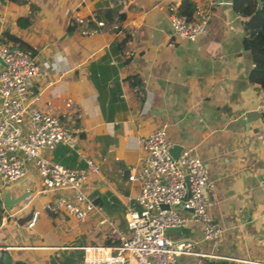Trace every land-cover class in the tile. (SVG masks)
<instances>
[{
  "label": "crops",
  "instance_id": "obj_1",
  "mask_svg": "<svg viewBox=\"0 0 264 264\" xmlns=\"http://www.w3.org/2000/svg\"><path fill=\"white\" fill-rule=\"evenodd\" d=\"M180 1L0 0V41L14 35L44 71L31 79L29 96L37 95V106L60 116L75 136L74 148L60 143L42 154L66 166H82L81 154L94 158L100 170L88 173L83 187L101 210L84 221L49 210L55 192L42 190L29 166L28 195L0 215L2 259L135 264L110 252L98 260L82 246L98 237L115 242L125 229V207L137 189L126 180L127 167L137 161L140 140L165 124L171 147H192L207 165L213 184L207 211L223 229L217 249L199 240L198 222L165 234L199 241L193 248L216 253L213 264H264V99L248 79L242 17L232 0H191L208 10L207 30L194 40L174 37L167 5ZM19 16L25 20L17 22ZM20 192L14 186L10 196ZM35 198L38 206H30ZM20 252L24 257L14 255ZM177 258L195 264L191 254Z\"/></svg>",
  "mask_w": 264,
  "mask_h": 264
},
{
  "label": "built area",
  "instance_id": "obj_2",
  "mask_svg": "<svg viewBox=\"0 0 264 264\" xmlns=\"http://www.w3.org/2000/svg\"><path fill=\"white\" fill-rule=\"evenodd\" d=\"M167 18L170 35L194 40L207 30L208 10L195 6L186 15L174 4H168ZM0 60V189L23 177L31 166L40 178L42 190L55 192L47 205L49 210L61 211L76 221H84L94 212L100 214V206L83 187L88 173L99 172V163L81 154L82 166H66L42 154L60 143L75 147V136L60 116L42 111L37 106L38 96H29L31 79L44 71L31 51L20 47L17 41H0ZM25 122L27 128L23 131ZM140 146L136 163L126 171V180L137 189L131 204L125 207V229L117 230L114 243L82 247L107 249L111 256L122 255L135 264H178L177 257L185 253L195 257V264H213L210 258L216 253L193 248L199 241H174L165 234L167 228L198 222L199 240L208 241L217 249L223 229L207 211L213 194L207 165L192 147H181L173 156L165 124L152 129L140 140ZM175 203H180V208L170 206ZM161 204L167 207L162 208ZM0 206L3 207L1 201ZM37 214V210L31 212L29 226ZM6 247L0 244V251ZM86 262L95 264L86 259L83 264ZM118 264L127 262L121 260Z\"/></svg>",
  "mask_w": 264,
  "mask_h": 264
},
{
  "label": "trees",
  "instance_id": "obj_3",
  "mask_svg": "<svg viewBox=\"0 0 264 264\" xmlns=\"http://www.w3.org/2000/svg\"><path fill=\"white\" fill-rule=\"evenodd\" d=\"M257 0H232V8L242 17V26L247 37V48L251 57V68L248 73V79L262 93L264 99V0H260V4L256 9ZM179 12L190 15L194 9L191 0H181L177 6ZM109 10L105 9V15L109 17ZM24 17L19 16L16 21H23ZM20 24V23H19ZM22 24V23H21ZM5 32V31H4ZM6 37L10 41H17L14 35L6 33ZM20 47H24L18 42ZM264 120V112L262 113ZM2 207H0V210ZM2 211H0L1 213ZM113 242L107 241L95 242L94 244L108 245ZM26 264L24 260L13 259L6 255L3 259L0 257V264Z\"/></svg>",
  "mask_w": 264,
  "mask_h": 264
},
{
  "label": "water",
  "instance_id": "obj_4",
  "mask_svg": "<svg viewBox=\"0 0 264 264\" xmlns=\"http://www.w3.org/2000/svg\"><path fill=\"white\" fill-rule=\"evenodd\" d=\"M259 4H260V0H257L256 9L258 8ZM0 63H1V60H0ZM180 149H181V146L174 145V146L170 147L169 150L173 156H176L178 153V150H180ZM29 178H30V175L25 174L20 179L14 181L13 183L6 184L3 187L2 195L0 197V201L2 202V205L4 208H9L11 205H13L17 202H20L24 197H26L28 195L29 191L26 188V182ZM18 185L21 186V192L17 196L11 197L10 196V190L12 189V187L18 186ZM170 206L178 209V208H180L181 204L175 203V204H171ZM160 207L164 208V207H167V205L161 204Z\"/></svg>",
  "mask_w": 264,
  "mask_h": 264
},
{
  "label": "rangeland",
  "instance_id": "obj_5",
  "mask_svg": "<svg viewBox=\"0 0 264 264\" xmlns=\"http://www.w3.org/2000/svg\"><path fill=\"white\" fill-rule=\"evenodd\" d=\"M38 177V176H37ZM38 179L40 180V178L38 177ZM0 183H1V180H0ZM41 186H42V184H41ZM1 190V189H0ZM1 193V192H0ZM0 197H1V194H0ZM22 203V201H20V202H17V203H15V204H13V206H15L16 207V205H19V204H21ZM38 206V200H36V198L35 199H33L32 201H31V203H30V206ZM12 209V208H11ZM9 210V208H4V207H2V209L0 210V211H2V212H7ZM0 215H1V213H0ZM65 216H67V215H65ZM68 217V216H67ZM186 232V231H185ZM2 233V230L0 229V234ZM187 233V232H186ZM89 238V237H88ZM90 239V238H89ZM100 238L98 237L97 238V240L99 241V242H103V243H106L107 242V240L106 241H103L104 239H101V240H99ZM91 241H89V242H94V240H92V239H90ZM96 241V240H95ZM111 242H113V241H111ZM114 243V242H113ZM86 251H92V250H86ZM114 252V251H113ZM13 254V253H12ZM11 255V254H10ZM14 255H18V256H20V257H24V252L22 253V252H20V253H17V254H14ZM1 256V255H0ZM6 264H8V263H6ZM85 264H90L89 262H86Z\"/></svg>",
  "mask_w": 264,
  "mask_h": 264
},
{
  "label": "bare ground",
  "instance_id": "obj_6",
  "mask_svg": "<svg viewBox=\"0 0 264 264\" xmlns=\"http://www.w3.org/2000/svg\"><path fill=\"white\" fill-rule=\"evenodd\" d=\"M90 253H92V256H94V258H97L98 260L104 259L106 258V252L107 249H92V251H89ZM109 262H113L112 258L107 257Z\"/></svg>",
  "mask_w": 264,
  "mask_h": 264
}]
</instances>
